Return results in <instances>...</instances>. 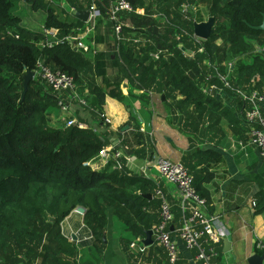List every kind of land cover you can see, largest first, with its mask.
<instances>
[{
  "label": "trees",
  "instance_id": "obj_1",
  "mask_svg": "<svg viewBox=\"0 0 264 264\" xmlns=\"http://www.w3.org/2000/svg\"><path fill=\"white\" fill-rule=\"evenodd\" d=\"M129 1L133 9L118 13L122 23L131 21L123 28V38L114 35L110 52L92 54L68 40L89 28L73 11L95 6L100 10L95 18L97 29L104 18L111 20L113 0H0V264H96L100 256L106 264H117L129 258L133 242H140L146 231L160 223L163 199L156 190L172 200L161 182L135 173L127 165L113 169L114 162H110L97 171L88 164L110 145L109 132H100L98 127L107 125V96L124 100L123 81L141 90L140 98L146 101L151 92L165 94L173 110L171 123L199 134L201 123L208 121L213 127L226 118L249 138L248 127L241 121L246 122V110L238 118L218 90L210 87L216 84L228 95L238 96L240 109L248 104L244 95L254 89L264 93V51H260L264 30L257 28L264 22V0ZM22 4L46 14L41 30L23 25L18 14ZM185 6L189 9L183 12ZM201 6L208 18H215L207 40L194 34V24L203 21ZM139 7L144 14L136 12ZM110 23L114 32L115 21ZM46 29L58 33L53 37ZM95 39L104 41L101 35ZM232 62L236 67L228 75L227 63ZM39 63L72 75L75 90L56 92L37 73ZM110 64L113 76L108 71ZM27 70L36 74L22 100ZM206 86L212 91L205 92ZM60 102L69 105V112L72 104L81 105L96 123L77 114L76 124L52 125V109H61ZM130 133L142 146L128 136L122 141L125 150L145 157L143 134ZM190 147L196 151L192 139ZM196 154L206 160L204 166L196 170L201 161L185 165L197 190L207 198L202 184L211 179V161L219 162L222 155L213 149H199ZM259 184L256 214L264 212V181ZM170 204L175 226L180 228L181 199ZM78 206L86 208L84 220L94 237L93 257L78 259L74 243L62 233V220ZM160 264H168L167 258Z\"/></svg>",
  "mask_w": 264,
  "mask_h": 264
},
{
  "label": "crops",
  "instance_id": "obj_2",
  "mask_svg": "<svg viewBox=\"0 0 264 264\" xmlns=\"http://www.w3.org/2000/svg\"><path fill=\"white\" fill-rule=\"evenodd\" d=\"M24 5L22 4L21 8ZM27 7L29 8V6ZM144 11L142 7L136 10L139 14H144ZM43 14V17L39 20L41 29L46 18V14L44 12ZM202 16L203 21L207 20V13L206 16L202 13ZM110 21L104 18L97 29L95 23L92 26L89 22H85L89 28L78 36H84L86 42L90 38L88 43L91 46L90 51L92 54L98 51L110 52L115 35ZM130 23L131 21H128L126 24ZM26 24L23 21L24 26L36 30L29 23ZM97 35L103 36L104 41L98 42L95 39ZM235 67V62H232L231 69L234 70ZM108 71L111 76L115 74L111 64ZM216 89L222 96L223 102L236 112L238 118L241 114V119L244 116V110L248 109V104H244L240 109L238 96L228 95L223 88L218 87ZM121 91L124 96L123 101L109 95L105 100L104 116L107 125L99 127L95 125L100 132H109L110 145L107 147L114 145L111 139L116 138L119 143H122L123 139L128 138V136L132 143L140 146L136 141L138 138H134V134H131L130 131L134 130L143 134L142 142L146 150L145 157L140 158L132 154L139 158L138 160H143L139 163V166L145 162L142 168L147 177L164 185L171 195V203L180 200V194L172 183L161 177L157 168L159 159L167 158L182 161L186 165L201 161L197 166L196 170H198L204 166L203 163L206 160H203L202 155L196 154V151L199 149H213L220 153L222 160L217 163L210 160L212 165L209 170L212 172V176L210 175L211 179L205 181L202 187L208 198L209 212L221 216L229 231L231 244L225 246L223 240L219 246V257L211 264H250L249 259L254 252L264 254V212L256 214L254 208L255 195L260 189L259 183L261 180L264 181V160L257 146L250 143L244 132L233 126L226 118L220 119L213 127H209L213 123L208 121L206 125L201 123L199 134H197L190 129H185L183 124L180 127L181 125L177 123L169 122V116L173 110L169 108L165 94L151 92L149 101H146L140 98L142 91L134 89L127 81L122 82ZM178 98H181V96H178ZM61 111L59 109L58 112H52L50 116L52 125L62 126L71 118L77 120V114L87 118L93 124L96 123L91 114L84 110L81 105L72 104L70 112L67 113ZM130 121L131 125H129ZM241 121L248 127L246 128V134L248 135L249 125L244 119H241ZM126 125L129 127L123 130ZM206 126H208V131L204 132L202 129ZM191 139L192 145L196 146V151L195 148L191 149L190 147ZM122 149L125 150L124 147ZM151 151L153 152L152 157L150 155ZM197 174L199 175L198 171ZM84 215L75 209L61 222L62 233L69 242L74 243L78 252V259L87 256L93 257L94 237L91 229L85 223ZM177 243L181 253L179 264H205L203 261L196 260L195 251L186 250L182 241L177 239ZM129 249V258L117 264H160L161 261L167 258L163 249L156 245L152 247L146 245L144 238H141L137 245H130ZM96 264H106L105 258L100 256Z\"/></svg>",
  "mask_w": 264,
  "mask_h": 264
},
{
  "label": "built area",
  "instance_id": "obj_3",
  "mask_svg": "<svg viewBox=\"0 0 264 264\" xmlns=\"http://www.w3.org/2000/svg\"><path fill=\"white\" fill-rule=\"evenodd\" d=\"M133 7L129 0H113L111 6V20L115 21L114 34L117 39L123 38V28L130 24H124L118 19V13L123 10H132ZM91 15L97 18L100 11L93 6ZM46 33L53 37L57 35V29H46ZM68 40L85 52L91 50V46L85 41L84 36L69 37ZM53 43L50 42L49 46ZM264 51V47L260 49ZM156 58L158 54H154ZM38 74L56 91L62 93L68 90H75L76 83L72 75L54 71L50 67L38 64ZM225 84L229 86L224 77ZM211 89L218 88L213 84ZM208 86L204 88L205 92L212 90ZM248 101L249 107L245 112L246 121L249 125L248 136L250 143L257 146L260 155L264 160V93L259 90H252L249 94L244 95ZM82 102H84L82 100ZM63 113L69 112V105L60 102ZM76 120L71 118L67 125L76 124ZM84 127V124H79ZM133 154L128 155L123 149H117L116 146L104 147L99 154L88 164L93 170L101 171L105 169L110 162H114L113 169H122L125 165L131 168L135 173H143V165L139 163ZM123 160H126L127 163ZM158 171L162 178L167 182L175 185L176 191L180 194L182 208V225L180 228L175 226V216L172 211V205L164 195L161 189L156 190V195L162 197L161 203V221L153 229V237L156 245L166 251L168 264H179L181 253L177 239L182 241L186 250L195 251V259L203 261L205 264H211L212 261L219 257V246L225 237L229 236V231L223 223L221 216L217 213L209 212V203L207 198L203 197L194 183V176L181 161H173L167 158L159 159L157 163ZM173 226V229H172ZM140 240V239H139ZM135 241L131 245L135 246L139 242Z\"/></svg>",
  "mask_w": 264,
  "mask_h": 264
},
{
  "label": "water",
  "instance_id": "obj_4",
  "mask_svg": "<svg viewBox=\"0 0 264 264\" xmlns=\"http://www.w3.org/2000/svg\"><path fill=\"white\" fill-rule=\"evenodd\" d=\"M74 14L78 16L81 20L85 22H89L92 26L95 23V17L91 15L90 10H81L75 11ZM215 25V18L209 17L207 20L202 22H196L194 24V34L196 37L207 40L213 32V27ZM257 28L264 30V22L262 25L257 26ZM184 50V48H182ZM36 72L33 70H27L23 75V90H22V100L25 98V95L28 91L29 84L31 80L35 77ZM129 126L126 125L123 130L127 129ZM112 143L116 146L117 149H122L124 146L122 143L118 142V139L113 138L111 139ZM126 151V150H125ZM127 152V151H126ZM128 155H132V152H127ZM147 196L152 197V194H147ZM77 211L81 212L82 214L86 213V208L83 206H78L76 208ZM53 219V218H52ZM173 229V226H172ZM153 230L146 231V237L144 238V243L146 245L153 244ZM106 239V237H105ZM225 246H229L231 244V237L227 236L224 238ZM250 264H263L264 262V254H259L254 252L249 259Z\"/></svg>",
  "mask_w": 264,
  "mask_h": 264
},
{
  "label": "rangeland",
  "instance_id": "obj_5",
  "mask_svg": "<svg viewBox=\"0 0 264 264\" xmlns=\"http://www.w3.org/2000/svg\"><path fill=\"white\" fill-rule=\"evenodd\" d=\"M202 8H198V9H200L199 11L201 12V14L203 13L205 16H206V9L204 8V6H201ZM30 8V7H29ZM28 7H27V5H24L19 11H18V14L23 18V21H24V23L26 24V23H29L31 26H33L36 30H40L41 29V22H39V20H40V18H42L43 17V12H36V11H34V10H32L31 8V10L33 11H31L30 9H29ZM188 9H189V6L187 7V6H185L184 8H182V10H183V12H186V11H188ZM193 10L195 11V9L193 8ZM208 19V18H207ZM27 25V24H26ZM184 52V51H183ZM188 54V56L189 57H191V58H193V53H191V52H189V53H187ZM186 56V55H185ZM187 58V57H186ZM231 63H227V73H228V75L230 74H233V70L230 68L231 67ZM228 68L230 69V70H228ZM192 72V71H191ZM222 77H224V78H226L225 76H222ZM227 81V80H226ZM53 111H59V109L58 108H53L52 109ZM61 110V109H60ZM52 111V112H53ZM62 112V111H61ZM174 187H175V185H173ZM153 230V229H152ZM152 239H153V241H154V243H155V240H154V237H153V235H152Z\"/></svg>",
  "mask_w": 264,
  "mask_h": 264
},
{
  "label": "flooded vegetation",
  "instance_id": "obj_6",
  "mask_svg": "<svg viewBox=\"0 0 264 264\" xmlns=\"http://www.w3.org/2000/svg\"><path fill=\"white\" fill-rule=\"evenodd\" d=\"M174 161V160H173ZM177 161V160H176ZM182 162V161H181ZM184 165H185V163L184 162H182ZM186 166V165H185ZM187 167V166H186Z\"/></svg>",
  "mask_w": 264,
  "mask_h": 264
}]
</instances>
